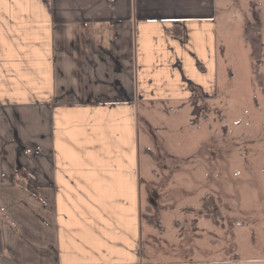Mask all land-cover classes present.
I'll list each match as a JSON object with an SVG mask.
<instances>
[{
    "label": "crops",
    "instance_id": "1",
    "mask_svg": "<svg viewBox=\"0 0 264 264\" xmlns=\"http://www.w3.org/2000/svg\"><path fill=\"white\" fill-rule=\"evenodd\" d=\"M214 16V0H0V264H190L144 245L164 228L140 216L139 105L212 93Z\"/></svg>",
    "mask_w": 264,
    "mask_h": 264
},
{
    "label": "rangeland",
    "instance_id": "2",
    "mask_svg": "<svg viewBox=\"0 0 264 264\" xmlns=\"http://www.w3.org/2000/svg\"><path fill=\"white\" fill-rule=\"evenodd\" d=\"M214 6L212 93L197 90L195 105H139V140L149 147L140 157L142 214L148 208L164 228L144 227L152 233L144 245L163 261L192 253L190 264H264V0ZM205 191L221 205L222 225L173 228Z\"/></svg>",
    "mask_w": 264,
    "mask_h": 264
},
{
    "label": "trees",
    "instance_id": "3",
    "mask_svg": "<svg viewBox=\"0 0 264 264\" xmlns=\"http://www.w3.org/2000/svg\"><path fill=\"white\" fill-rule=\"evenodd\" d=\"M190 89L192 91L191 103L192 105H195V99L197 97L196 91H200V88L195 85H190ZM147 209L148 208H146L145 210L147 211L146 213H148L147 216H145L146 213L142 214L141 210L140 216L142 220H144L149 226L161 230L163 225L160 222L159 218H154L155 216L152 213H149V209ZM181 210L183 213L182 216L180 218L173 219L172 225L178 228L179 226L181 227L183 224H185L186 227L188 224L191 226L190 228L192 231L197 230V221L200 218L210 220L211 223L217 227L222 225L225 218L221 205L218 203L215 195L210 191H205L201 195L200 204L198 207L194 208L191 206H186L182 207Z\"/></svg>",
    "mask_w": 264,
    "mask_h": 264
}]
</instances>
